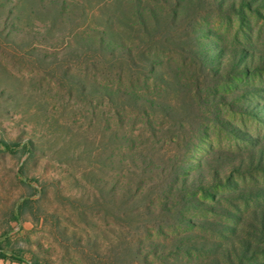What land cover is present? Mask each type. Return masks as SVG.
I'll return each instance as SVG.
<instances>
[{"label":"rangeland","instance_id":"374dc122","mask_svg":"<svg viewBox=\"0 0 264 264\" xmlns=\"http://www.w3.org/2000/svg\"><path fill=\"white\" fill-rule=\"evenodd\" d=\"M0 264H264V0H0Z\"/></svg>","mask_w":264,"mask_h":264}]
</instances>
